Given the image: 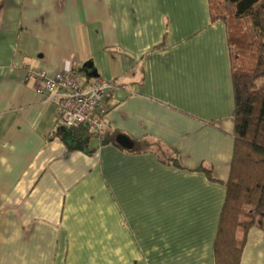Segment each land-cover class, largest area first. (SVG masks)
<instances>
[{"label":"crops","instance_id":"obj_1","mask_svg":"<svg viewBox=\"0 0 264 264\" xmlns=\"http://www.w3.org/2000/svg\"><path fill=\"white\" fill-rule=\"evenodd\" d=\"M73 64L83 86L114 89L92 113L101 135L71 149L26 75ZM232 116L226 28L207 0H0V264H214ZM239 264H264L263 230Z\"/></svg>","mask_w":264,"mask_h":264},{"label":"trees","instance_id":"obj_2","mask_svg":"<svg viewBox=\"0 0 264 264\" xmlns=\"http://www.w3.org/2000/svg\"><path fill=\"white\" fill-rule=\"evenodd\" d=\"M207 3L211 23L221 22L226 28L234 122L233 153L213 256L214 264H239L248 230L264 231V0ZM72 130L77 141L71 149L93 137L85 126ZM153 152L161 163L180 168L177 151L156 145ZM198 171L214 180L210 169Z\"/></svg>","mask_w":264,"mask_h":264},{"label":"built area","instance_id":"obj_3","mask_svg":"<svg viewBox=\"0 0 264 264\" xmlns=\"http://www.w3.org/2000/svg\"><path fill=\"white\" fill-rule=\"evenodd\" d=\"M26 78L34 80L38 96L55 106L57 119L63 127L85 126L94 137L101 135L102 123L93 118L92 113L113 91L111 83L94 79L89 86H83L75 64L69 71L58 72L53 77L42 71L29 70Z\"/></svg>","mask_w":264,"mask_h":264},{"label":"water","instance_id":"obj_4","mask_svg":"<svg viewBox=\"0 0 264 264\" xmlns=\"http://www.w3.org/2000/svg\"><path fill=\"white\" fill-rule=\"evenodd\" d=\"M115 144L118 145L119 147H121L124 150H132L133 149V142L130 141L128 138L122 136V135H118L115 140H114Z\"/></svg>","mask_w":264,"mask_h":264}]
</instances>
